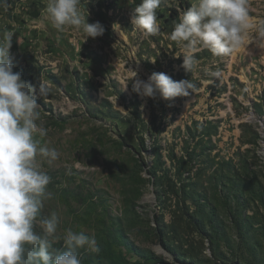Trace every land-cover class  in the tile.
I'll list each match as a JSON object with an SVG mask.
<instances>
[{
    "label": "rangeland",
    "instance_id": "374dc122",
    "mask_svg": "<svg viewBox=\"0 0 264 264\" xmlns=\"http://www.w3.org/2000/svg\"><path fill=\"white\" fill-rule=\"evenodd\" d=\"M194 2L162 0L160 30L146 36L131 23L141 0H81L88 23L105 28L102 36L86 41L82 32L51 26L43 14L46 0H0V36L14 33L13 71L50 89L37 98L48 130L38 139L60 155L51 163L37 157L52 178V196L41 214L59 217L55 248L63 249L67 228L95 236L100 251L81 249L82 264H109L103 252L111 238L121 236L131 248L118 240L112 249L129 264H152L144 251L165 264H181L160 240L178 200L160 199L163 189L153 184V166L169 190L192 183L191 189L206 192L222 221H216L220 234L213 242L199 237L192 225L183 228L192 247L189 264H264V0H249L252 26L243 48L226 57L204 49L195 54L198 65L189 73L180 46L169 37ZM129 68L144 80L163 72L197 88L169 106L133 92ZM217 70L219 77L210 75ZM203 132L209 136H200ZM194 144L199 157L187 178L178 174L175 159ZM232 166L249 185L246 205L239 208L246 215L242 239L228 214L237 207L228 196L234 190L228 182Z\"/></svg>",
    "mask_w": 264,
    "mask_h": 264
},
{
    "label": "clouds",
    "instance_id": "9594fccd",
    "mask_svg": "<svg viewBox=\"0 0 264 264\" xmlns=\"http://www.w3.org/2000/svg\"><path fill=\"white\" fill-rule=\"evenodd\" d=\"M161 3L141 0L133 10L132 25L146 36L157 34ZM43 14L58 32L79 31L86 41L105 31L99 22L88 23L81 0H46ZM250 19L249 0H195L174 22L169 37L182 50L184 70L190 73L197 67L195 54L204 49L226 57L243 48L249 41ZM13 35L5 31L0 36V264H82L81 249L100 251L95 236L67 228L63 249L55 248L60 239L56 235L59 217L56 212L41 214L44 201L52 196L48 190L52 178L41 170L37 157L51 163L60 155L38 139L46 137L48 130L42 125L37 98L47 96L50 89L44 82L32 85L13 71ZM128 70L133 92L146 98L159 97L169 106L197 88L191 80L176 81L163 72H153L144 80L136 70ZM220 74L219 70L210 72L213 77Z\"/></svg>",
    "mask_w": 264,
    "mask_h": 264
},
{
    "label": "trees",
    "instance_id": "16d2710c",
    "mask_svg": "<svg viewBox=\"0 0 264 264\" xmlns=\"http://www.w3.org/2000/svg\"><path fill=\"white\" fill-rule=\"evenodd\" d=\"M173 14H175V11H173ZM200 136L208 137L209 134L203 132ZM189 138H191L193 143L195 137L192 136ZM196 146L197 145L194 144L190 151V147L185 148V154L175 159L179 175L187 174V178L190 177L191 172L195 168V165H192L194 156L196 155L199 157V154L195 153ZM160 156L161 155H157L159 158ZM172 160L174 162V159ZM226 164L228 163L226 162ZM229 169L234 171V173L232 172L234 177H227L226 180L229 178L228 182L233 184L232 188L234 190L233 192H230L228 196H231V199L237 207L230 208V213L228 214L230 220L234 223L237 235L240 239H242L245 225L244 219L246 218V215L241 210L246 205L245 202L247 199L244 201L243 196L246 192H248L249 185L241 179L239 173H236L235 166H232ZM157 172V168L153 166L152 175L155 178L153 184L156 187H162L163 189L161 192L159 191L160 199L164 200L167 197L170 201H174V199L178 200L175 206L176 209L174 208L171 210L170 223H164V228L161 230V244L165 247L167 252L172 255V257H175V260H181V264H189L188 261L193 259L191 252L192 247L187 243V238L184 236L183 228L192 225L199 237L212 241L214 235L220 234V232L216 229V221H218L220 225L222 224V221L219 220L218 213H216L214 206H212L209 202V197L206 192H198L191 189L194 185L192 183L190 185H183L178 191L176 190V186L172 184L170 185L171 188L169 190V186L166 185L165 187L163 185V179L161 176L158 177ZM167 180L169 183L173 182L171 178H168ZM223 186L226 185L224 184ZM260 189H262V187ZM188 202L190 204H188ZM239 208H241V210H239ZM208 224H210V226ZM167 237L169 242L166 241ZM118 240H120V243H124L125 246L131 248V245H127L123 236H121L120 239L111 238L109 242L111 245H109L103 252L104 257L109 264H129L121 254H117L112 249V244H117ZM147 252H142V257L146 256L147 260L152 259V264H165L158 257H156L152 251Z\"/></svg>",
    "mask_w": 264,
    "mask_h": 264
},
{
    "label": "water",
    "instance_id": "95a60500",
    "mask_svg": "<svg viewBox=\"0 0 264 264\" xmlns=\"http://www.w3.org/2000/svg\"><path fill=\"white\" fill-rule=\"evenodd\" d=\"M157 251H158L159 253H162L159 249H157Z\"/></svg>",
    "mask_w": 264,
    "mask_h": 264
}]
</instances>
